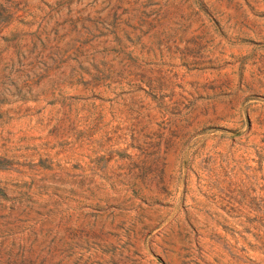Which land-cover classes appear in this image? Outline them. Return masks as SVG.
<instances>
[{
  "label": "rangeland",
  "instance_id": "rangeland-1",
  "mask_svg": "<svg viewBox=\"0 0 264 264\" xmlns=\"http://www.w3.org/2000/svg\"><path fill=\"white\" fill-rule=\"evenodd\" d=\"M0 264H264V0H0Z\"/></svg>",
  "mask_w": 264,
  "mask_h": 264
}]
</instances>
